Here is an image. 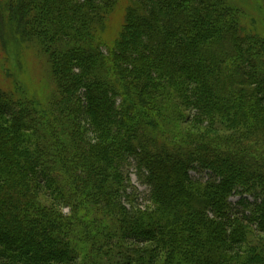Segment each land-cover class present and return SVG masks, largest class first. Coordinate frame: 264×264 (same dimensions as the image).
Wrapping results in <instances>:
<instances>
[{
    "label": "trees",
    "instance_id": "1",
    "mask_svg": "<svg viewBox=\"0 0 264 264\" xmlns=\"http://www.w3.org/2000/svg\"><path fill=\"white\" fill-rule=\"evenodd\" d=\"M119 1L0 0L51 89L0 78V264H264V34L230 0H128L110 42Z\"/></svg>",
    "mask_w": 264,
    "mask_h": 264
},
{
    "label": "rangeland",
    "instance_id": "2",
    "mask_svg": "<svg viewBox=\"0 0 264 264\" xmlns=\"http://www.w3.org/2000/svg\"><path fill=\"white\" fill-rule=\"evenodd\" d=\"M126 1L128 0L119 1L117 8L112 10L109 14L103 31V38L105 40L111 42L119 35L123 26L126 11L125 4L128 3H126ZM230 1H232L233 4H235V6L243 13V23L248 30L264 34V0ZM8 34L5 33V37L7 39L6 46L0 47V56L3 55L2 60L0 61V73H2L0 78L3 80L5 79L3 74V72H5L6 78H9L10 86L12 88L14 87V82L17 81L19 86L28 92H31L32 89H39V91H41L43 102L46 104L45 102L50 100L48 93H50L51 89L47 87L46 84L47 70L44 69V64L41 65L44 60L39 58L37 54H34V52L31 51V49H29L25 44L24 46L17 43V40L13 38L14 36H8ZM103 49L105 51L107 48L103 47ZM189 118L191 119V117ZM184 127L192 132H208L205 128L198 127L195 121L189 122ZM135 162L136 161L133 159L127 161L126 165L123 166L125 176L130 179L127 195H132V197H134V204H136V206L144 207L148 204V189L142 181L143 178L139 175V172H137L138 170L135 166ZM191 174L195 179L207 180L210 178V174L207 171L192 170ZM241 196L243 195L235 194L231 198L232 207L235 211L240 212L243 210V208L237 204ZM123 200L128 202V199L126 198H123ZM249 200H251V198ZM64 212L68 213V209L65 208ZM259 239H264V237L259 236ZM133 244L134 246L143 248L153 244V242H147L146 244ZM161 261L162 260H160V262Z\"/></svg>",
    "mask_w": 264,
    "mask_h": 264
}]
</instances>
